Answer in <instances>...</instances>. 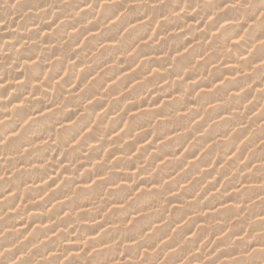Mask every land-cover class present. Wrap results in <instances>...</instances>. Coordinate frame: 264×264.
I'll return each instance as SVG.
<instances>
[{"label":"clouds","instance_id":"9594fccd","mask_svg":"<svg viewBox=\"0 0 264 264\" xmlns=\"http://www.w3.org/2000/svg\"><path fill=\"white\" fill-rule=\"evenodd\" d=\"M0 264H264V0H0Z\"/></svg>","mask_w":264,"mask_h":264},{"label":"rangeland","instance_id":"374dc122","mask_svg":"<svg viewBox=\"0 0 264 264\" xmlns=\"http://www.w3.org/2000/svg\"><path fill=\"white\" fill-rule=\"evenodd\" d=\"M124 75H127V74H124ZM134 83V82H133ZM109 85H111V81L109 82ZM130 87H131V85H130ZM121 95H126V93H121ZM145 100V99H147V97L146 96H142L141 97V100ZM155 99H157V98H153V99H149L148 100V103H141V105H140V107H137V108H135V109H131L130 110V112H128V115H127V117H125V120H124V126L123 125H121V127H125L127 124H128V121H129V119L131 118V117H133L135 114H138L139 113V110L140 109H142L141 107H149L150 109L149 110H147V111H143V112H149L151 109H153V110H156L157 108H158V105H155L154 106V104L151 102V101H154ZM163 101H161V103H162ZM126 103H130V102H126ZM143 104V105H142ZM106 107H107V105H106ZM139 108V109H138ZM107 110V108H105L104 110H102V111H106ZM153 110H151L152 112H153ZM157 111V110H156ZM141 112V111H140ZM115 116V117H114ZM114 118H117V114H112L111 116H109V119L111 120V119H114ZM157 119H159V118H157ZM199 122V121H198ZM184 133H181V135H183ZM149 137V136H148ZM153 139V140H152ZM152 140V141H151ZM158 141V142H157ZM145 142V143H144ZM150 142L152 143L153 142V144H150ZM163 142V140H157V138L155 137V135H152V136H150L149 138H147V140H145V141H142L141 142V144L140 145H138V147L139 146H141L140 148H143V149H148L147 151H148V153H149V155H152V154H155V149L157 148V147H159V145L161 144ZM191 143H193V141H189V143L187 144V145H185V149H184V152H181V153H177V157H176V159L177 160H182V159H184V157L188 154V148H189V146H190V144ZM147 144H148V147H146L147 146ZM151 146H150V145ZM157 144H158V146H157ZM153 146V147H152ZM145 147V148H144ZM152 149V150H151ZM187 150V151H186ZM205 149H201V151L200 152H198L197 153V155L193 158V157H191V156H189L188 157V160L189 159H192V160H194V162H195V160H198L199 158H200V154H202L203 153V151H204ZM219 151V150H218ZM186 153V154H185ZM180 155V156H179ZM229 159H231V157H229ZM188 160H187V162L185 163V165H184V171H187V169H188V166L189 165H191L190 163H188ZM158 164L160 163L159 161L157 162ZM212 164V165H211ZM210 165H208V166H206L205 168H203L202 169V171H208L209 169V171L208 172H210L211 170H212V168H215V167H217V165H216V161H215V159L213 160V162L211 163ZM186 166V167H185ZM215 166V167H214ZM224 167V165L223 164H220L219 165V168H223ZM206 171V172H207ZM183 173L181 172V175H182ZM216 180H220V183L217 185V187H216V189H213L210 193H209V196L207 197L208 199H210L211 198V196L212 195H215L219 190H222V187H223V185H224V183H225V181L224 180H222V179H220V177L219 176H214V177H209L208 179H207V181L205 182V184L204 185H202V187L204 188V189H207V185L208 184H212V183H215L216 182ZM49 183H51V181H49ZM182 187H183V185H182ZM144 190H149V191H151L152 190V188L150 187V186H148V185H145V184H140V186L136 189V191L137 192H141V191H144ZM198 195H199V193H198ZM176 196V193H172V196H170L169 197V199L171 198L172 200H173V203L169 206V212H171L173 209H176V208H179V207H181V204L179 203V202H176L175 201V199L173 198V197H175ZM230 206H232V202L231 201H226V203H225V207H230ZM141 208H143V204H142V206H141ZM203 211H205V212H203V216H212L213 214H215V212H214V210H210V208H204L203 209ZM214 212V213H213ZM202 219V218H201ZM217 223H220V221H217ZM202 224H203V221H201L200 220V222H199V224H197V226L196 227H200V226H202ZM194 231H195V229H194ZM190 235V237H191V234H189Z\"/></svg>","mask_w":264,"mask_h":264},{"label":"bare ground","instance_id":"6f19581e","mask_svg":"<svg viewBox=\"0 0 264 264\" xmlns=\"http://www.w3.org/2000/svg\"><path fill=\"white\" fill-rule=\"evenodd\" d=\"M154 97H155V96H152V97L150 98V100L153 99ZM155 98H156V97H155ZM147 99H148V98H147ZM143 100H144V99H143ZM143 100H141V101H143ZM148 100H149V99H148ZM150 100H149V101H150ZM155 100H156V99H155ZM151 102H152V101H151ZM142 105H143V104H142ZM154 106H155V104H154ZM106 108H107V107H106ZM141 108H142V109L139 110V113H140V111H144V110L147 111V110L150 109V108L147 107V106H146V107H141ZM138 109H139V108H138ZM151 110H153V109H151ZM151 110H150L149 112H152ZM156 110H158V108H157ZM156 110H153V112L156 111ZM129 112H130V111H129ZM146 113H147V112H146ZM136 115H137V114H135L134 116H136ZM114 117H115V116H114ZM125 121H126V120H125ZM123 126H124V125H123ZM140 134H142V133H139V131H138V132H137V135H140ZM150 136H152V135H149V137H150ZM149 137H148V138H149ZM155 137H156V136H155ZM163 139H164V138L161 137V139H157V140H163ZM152 140H153V139H152ZM152 140H151V141H152ZM157 142H158V141H157ZM144 143H145V142H144ZM150 144H153V142H152V143L150 142ZM150 144H149V145H150ZM186 145H187V144H186ZM150 146H151V145H150ZM157 146H158V144H157ZM139 147H141V146H139ZM146 147H148V144H147ZM152 147H153V146H152ZM144 148H145V147H144ZM142 149H143V148H142ZM148 149H149V148H148ZM148 149L145 148V150H148ZM151 150H152V149H151ZM186 151H187V150H186ZM183 152H184V150H183ZM178 154H179V153H178ZM185 154H186V153H185ZM198 154H199V153H198ZM187 155H188V154H187ZM200 155H201V154H200ZM179 156H180V155H179ZM193 158H194V157H193ZM195 161H196V160H195ZM193 162H194V160H192V159H189V160H188V163H190V164L193 163ZM212 162H213V161H212ZM211 165H212V164H211ZM216 165H217V164H216ZM185 167H186V166H185ZM214 167H215V166H214ZM184 170H185V169H184ZM209 170H210V169H209ZM209 170H208V171H209ZM206 171H207V170H206ZM206 171H205V172H206ZM208 171H207V172H208ZM180 174H181V173H180ZM150 187H151V186H150ZM148 191H149V190H148ZM171 196H172V195H171ZM173 198L175 199V197H173ZM170 199H171V198H170ZM141 206H142V205H141ZM230 207H231V206H230ZM210 210H211V209H210ZM203 212H205V211H203ZM214 212H215V211H214ZM214 212H213V213H214ZM213 215H215V214H213ZM201 221H203V220L201 219ZM198 224H199V223H198Z\"/></svg>","mask_w":264,"mask_h":264}]
</instances>
